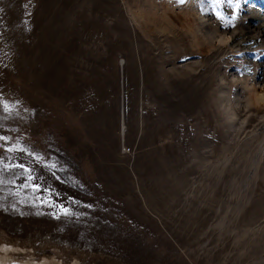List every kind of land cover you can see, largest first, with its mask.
I'll return each instance as SVG.
<instances>
[{
	"label": "rangeland",
	"instance_id": "374dc122",
	"mask_svg": "<svg viewBox=\"0 0 264 264\" xmlns=\"http://www.w3.org/2000/svg\"><path fill=\"white\" fill-rule=\"evenodd\" d=\"M264 264V0H0V264Z\"/></svg>",
	"mask_w": 264,
	"mask_h": 264
},
{
	"label": "bare ground",
	"instance_id": "6f19581e",
	"mask_svg": "<svg viewBox=\"0 0 264 264\" xmlns=\"http://www.w3.org/2000/svg\"><path fill=\"white\" fill-rule=\"evenodd\" d=\"M32 264H60V263H58V262H49V261H47V262H42V263L34 262V263H32Z\"/></svg>",
	"mask_w": 264,
	"mask_h": 264
}]
</instances>
